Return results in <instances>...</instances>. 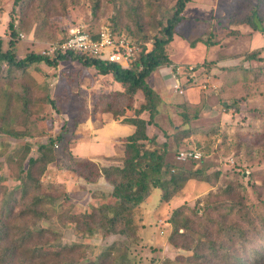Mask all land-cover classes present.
<instances>
[{
  "label": "rangeland",
  "instance_id": "rangeland-1",
  "mask_svg": "<svg viewBox=\"0 0 264 264\" xmlns=\"http://www.w3.org/2000/svg\"><path fill=\"white\" fill-rule=\"evenodd\" d=\"M13 2L0 0V40L2 50H6L11 31L16 32L14 52L19 58L29 53H48L49 46L58 42L66 29L75 24H85L91 30L109 25L117 32L132 34L148 46L159 32L158 23L164 26L165 19L170 16L167 0H25L17 8ZM256 2L193 0L186 6L183 19L166 47L172 65L158 69L160 72L156 70L149 77L154 91H159L161 103L164 101L167 105L168 114L164 113L159 119L166 129L146 126V135L160 143L168 142L170 163L179 166L194 163L189 160L179 163L177 156L181 151L195 150L200 152L203 162H196L199 166L193 168H203L209 174L218 171L219 175L217 179L210 175L208 183L187 181L165 204L158 201L156 192L153 193L141 207L134 209L130 224L122 228V234H103L99 229L94 235L85 236L76 233L73 226L62 224L69 212L75 216L87 213L93 193L112 189L101 179L93 185L85 182L77 174L80 169L76 164L86 160L74 156L70 147L78 135H87V130L91 138L96 127L105 125L107 130L110 121L131 124L132 119L147 118L149 122L150 114L144 110L148 104L142 93L137 92L129 99L122 87L121 91L113 87L111 75H99L93 68H84L79 61L70 59L57 62L55 67L34 64L7 90L0 80V200H5L22 180L17 170L24 154L27 152L22 166L26 167L27 159L36 155L40 143L51 136L56 143L55 160L39 180L43 191L55 200L52 205L57 206L55 210L60 220L49 207L44 211L48 220H39L36 214L30 213V221L37 222V227L51 229L53 235L43 238V242H51L55 249L73 250L66 257V264L96 259L102 262L108 251L114 258L112 264H193L190 258L194 247L175 248L169 241L172 233L169 221L174 211L186 208L185 214L192 210L200 214L207 204L213 207L216 201L228 196L226 188L238 187L239 196L248 205L264 197V83L248 81L235 86L231 80L224 82L226 74L222 69L243 63L246 53L255 49L259 59L264 60V33L251 30L245 23V16L250 15ZM133 3L135 6L130 7ZM260 12L263 14L264 8L261 7ZM11 19L14 30L9 28ZM248 64L264 66L263 61L256 60ZM167 75L177 78L178 89L165 82ZM190 75L196 77V82L182 97L178 90ZM4 92L12 94L13 99L7 100ZM187 99L191 104L186 105L184 111L188 116L187 128L194 133L176 144L173 135L183 122L177 115L183 113L181 106ZM7 103H10L9 108ZM89 119L93 127L89 126ZM63 128L65 130L61 131ZM128 130L125 127L124 131ZM58 137L60 141L56 140ZM121 142L125 144L126 141L122 139ZM92 151L94 148L90 147L83 150L85 155ZM14 198V202L21 203L20 199L27 197L23 198L20 191ZM30 201L31 197L7 211L16 213L28 207ZM21 223L17 221L13 226ZM14 236L17 233H13ZM227 245L232 247L231 243ZM18 253L21 258L14 264L21 260L38 264L37 260H28V254ZM46 262L54 263L49 258Z\"/></svg>",
  "mask_w": 264,
  "mask_h": 264
},
{
  "label": "trees",
  "instance_id": "trees-1",
  "mask_svg": "<svg viewBox=\"0 0 264 264\" xmlns=\"http://www.w3.org/2000/svg\"><path fill=\"white\" fill-rule=\"evenodd\" d=\"M24 1L14 0L13 4L17 8ZM192 1L167 0L170 16L165 19L164 26L163 23H158L161 26L159 32L154 34L152 42L148 46L132 34L117 32L111 27L117 34H123L136 41L141 48L135 62L126 70L116 64L102 63L95 58L72 52L65 54L55 52L51 54L54 57L52 59L48 55L36 53H29L24 58H19L14 52V43L17 39L16 32L11 31L6 50H2V41L0 40V66H3L0 71V80L3 81L2 84L6 86V90L12 88L17 77L21 79L27 69L34 64L45 63L55 67L57 62L70 59L79 61L84 68H93L99 75H111L112 79L121 85L129 99H133L137 92H141L147 101L148 106L144 110L149 112L151 122L138 118L130 120L135 131L125 139L121 167L99 168L88 161L76 164L80 169L77 170V174L79 173L78 175L85 182L94 183L103 176L112 187L110 192L93 193L87 213L75 216L74 213L69 212L65 216V220H62L63 225L73 226L78 234L91 236L99 229H102L103 234L114 232L122 234V228L128 223L130 224V217L134 209L141 207L153 193L156 192L159 197L158 201L165 204L189 180L208 183L210 175L214 179L218 178V171L209 174L203 168H193L199 166L198 163L203 162L201 154L199 159L191 160L190 162L194 163L188 166L170 163L168 155L171 149L168 142L160 143L155 138H148L146 135V126L152 123V119L159 113L162 104L159 94L154 91L149 83V77L156 70L172 65L166 47L172 41L176 27L183 19L182 15L186 6ZM134 6L135 3L130 5V7ZM261 7L264 8V0H257L250 11V15L245 16V23L250 26L251 30L260 34L264 33V26L262 25L264 13L259 14ZM10 21L9 28L14 30V20L11 19ZM258 56L259 52L255 49L246 53L243 63L222 68L226 74L224 82L231 80L230 83L235 86L245 84L248 81L250 83H264V66L253 67L252 64H248L253 60L264 62ZM235 58L241 59V56H235ZM245 62H247L246 65H244ZM238 79L241 81L239 82ZM195 82L196 77L190 75L182 83L178 93L184 97L187 89L191 88ZM224 86L228 87L229 84H224ZM4 95L8 96L7 100L13 99L12 94L8 95L4 92ZM186 102V104L180 105L183 107V113L177 115L181 117L180 120L183 122L173 135L176 144L194 133L187 128L188 116L184 111L187 109L186 105L191 104L188 100ZM7 107H10V103H7ZM64 128L61 131L65 130ZM56 140L60 141L59 137ZM55 144L52 137L48 136L47 140L38 146L37 154L27 159L26 167L22 166L27 157V152L24 154L19 161L17 170L19 176H22V180L5 200H0V264H14L16 259L21 258L18 251L25 256L28 254L29 256L26 258L32 262L37 260L38 264H48L46 262L48 258L54 262L53 264H66V257L73 252L72 249L68 251L64 247L60 250L55 249L51 242H43V238L53 235L51 229L42 226L37 227V222L30 221L32 219L30 213L36 214V218L39 220H48L49 216L44 211L49 207L59 218L55 210L57 206L55 205L54 208L52 205L55 200L48 192L43 191V186L39 180L46 167L55 160L53 154ZM20 191L23 198L31 197L29 206L16 213L8 212L7 208L11 210L14 205H22L26 200L21 198V203L14 202L15 194ZM224 191L225 193L229 192V195L221 201H216L213 207L211 204H207L200 214L196 210L185 214L186 208H178L174 211L169 221L172 224L170 243L174 244L175 248L189 249L194 247L190 258V262L193 264H264V197L260 198L257 203L248 205L239 196L238 187L226 188ZM96 195L98 198L95 197ZM93 202H98V204L94 205ZM20 220L22 221L20 226H13V223ZM13 233H17L14 238ZM228 243H231V248L227 245ZM103 257L105 260L102 262H96V259L81 264H112L114 261L110 251L106 252ZM31 261L29 262L32 263ZM19 264H28V261L26 263L21 260Z\"/></svg>",
  "mask_w": 264,
  "mask_h": 264
},
{
  "label": "built area",
  "instance_id": "built-area-1",
  "mask_svg": "<svg viewBox=\"0 0 264 264\" xmlns=\"http://www.w3.org/2000/svg\"><path fill=\"white\" fill-rule=\"evenodd\" d=\"M141 48L136 41L117 34L109 25H101L96 30H91L85 24H75L66 29L65 35L49 46L48 53L55 52L86 55L102 63H113L122 69H129L139 55ZM174 78V87L178 89V80ZM200 152L195 150L181 151L177 156L180 162L197 160Z\"/></svg>",
  "mask_w": 264,
  "mask_h": 264
},
{
  "label": "crops",
  "instance_id": "crops-1",
  "mask_svg": "<svg viewBox=\"0 0 264 264\" xmlns=\"http://www.w3.org/2000/svg\"><path fill=\"white\" fill-rule=\"evenodd\" d=\"M160 70H162V69H160ZM160 70H158L157 72H160ZM162 75H161V77L163 78L164 75L163 76ZM170 76L169 75L165 76L166 78L164 80L167 83L168 82H170V84L172 83V86H173V81L170 78ZM113 82L115 85L113 87L116 89V86H117L118 91H121V86L117 82H115V81H113ZM151 86L153 87L154 85L151 84ZM154 90H155V88H154ZM156 92H159V91H156ZM185 94H187V93L185 92ZM133 107H134V105H133ZM164 113L168 114V111H167V105L163 102L161 107L159 108V113L153 119L154 122L151 123L150 125H147V128L148 129L149 128H156L157 129V128L161 127L159 129H162V128L166 129L165 127H163L161 125V120L159 122V119L163 118ZM142 119H144L145 121H148L147 118H142ZM82 123H80V125H79L80 127L78 126L79 130L82 127ZM105 124H107V123H105ZM89 126L93 127V123L91 122V119H89ZM106 126H107V130H105V125H100V126L96 127V129L93 132V138H91L89 135L90 130H87V135L84 133H81L80 135H78V138L76 139L75 143L72 144L70 147L74 156L76 155L77 157H79L81 159H85L86 161L95 164L99 168L121 167L122 166V157H123V152H124V143L121 141H122V139H126L129 136H131L135 131V127L131 124H127L126 122L122 123L119 121H116V122L110 121V122H108V124ZM125 127H128L129 130L124 131ZM98 128H99V130H98ZM147 134H148V131H147ZM84 147H86V148L90 147V149L94 148V151H92V154L88 153L87 155H85L83 152ZM80 154H82L83 156H79ZM96 154H98V155L94 156ZM100 179L103 182H106L103 176L98 178L96 182L100 181ZM90 184L93 185L94 183H90Z\"/></svg>",
  "mask_w": 264,
  "mask_h": 264
},
{
  "label": "clouds",
  "instance_id": "clouds-1",
  "mask_svg": "<svg viewBox=\"0 0 264 264\" xmlns=\"http://www.w3.org/2000/svg\"><path fill=\"white\" fill-rule=\"evenodd\" d=\"M172 78V77H171ZM177 79V78H176ZM175 80V79H174ZM174 85H175V82L173 81V86L172 87H174ZM176 91V90H175ZM178 92H180L179 90H178Z\"/></svg>",
  "mask_w": 264,
  "mask_h": 264
}]
</instances>
